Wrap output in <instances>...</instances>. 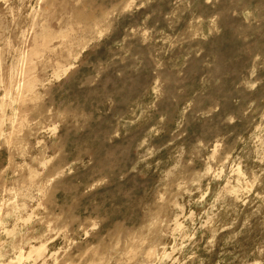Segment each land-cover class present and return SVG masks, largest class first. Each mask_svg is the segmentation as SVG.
<instances>
[{
	"label": "rangeland",
	"instance_id": "rangeland-1",
	"mask_svg": "<svg viewBox=\"0 0 264 264\" xmlns=\"http://www.w3.org/2000/svg\"><path fill=\"white\" fill-rule=\"evenodd\" d=\"M0 264H264V0H0Z\"/></svg>",
	"mask_w": 264,
	"mask_h": 264
}]
</instances>
